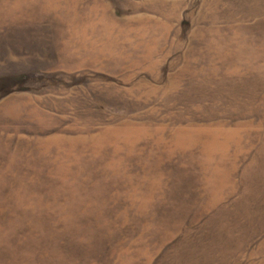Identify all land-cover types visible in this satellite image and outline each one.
<instances>
[{
    "label": "rangeland",
    "instance_id": "rangeland-1",
    "mask_svg": "<svg viewBox=\"0 0 264 264\" xmlns=\"http://www.w3.org/2000/svg\"><path fill=\"white\" fill-rule=\"evenodd\" d=\"M0 264H264V0H0Z\"/></svg>",
    "mask_w": 264,
    "mask_h": 264
}]
</instances>
